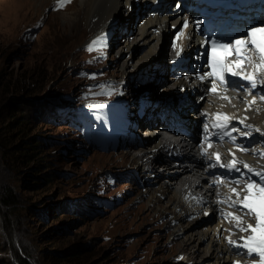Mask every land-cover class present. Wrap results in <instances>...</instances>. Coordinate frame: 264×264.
<instances>
[{"label":"rangeland","instance_id":"1","mask_svg":"<svg viewBox=\"0 0 264 264\" xmlns=\"http://www.w3.org/2000/svg\"><path fill=\"white\" fill-rule=\"evenodd\" d=\"M70 1L48 0L46 6H40L39 11L34 13L41 4L40 0H34L31 5L26 4L27 0H0V143L3 141L5 145L11 146L10 152L22 147L16 139L19 124L25 119L35 124L36 128L42 127L45 139L50 138L53 144L46 149L51 154L50 161H53V174L41 192L32 191V188L22 190L21 184H30L31 176L25 174L19 182L9 166L12 155H3L0 149V157L3 156L0 161V185L5 183L18 194L21 193L22 203H28L34 196L45 197L44 202L36 208L32 207L23 218L19 217L24 219L20 224H17L14 216L11 217V240L4 233L3 214L6 213V207L0 203V264H19L12 255L11 243L15 242L18 248L22 247L25 251L23 257L30 260L31 264H186L187 262L180 260L183 257L176 254L180 241L190 231L198 229L206 232L207 228L212 229L216 224L214 218H202L204 210L200 209L195 221H184L181 226H189L174 237L172 230L166 227L168 218L159 217V213L148 206L147 192L150 188L153 191L159 190L161 183L147 182L150 181L151 173L158 172L154 169L144 170L147 171L146 183L139 186L144 189L148 185V188L142 192L132 187L136 185V176L132 171L139 170V167L131 156L135 153L133 149L140 145L133 146L131 150L121 148L109 155L98 152L85 146L73 126L60 123L53 117V113L59 118L65 115L50 107L52 100L65 95L66 98H74L79 105L81 101L95 102L99 99H106L107 103L120 97L119 81L124 84L121 92L125 89L131 95L149 92L144 93L145 96L152 93L154 98L157 97L158 105L160 102H173L178 95L175 92L169 93L174 89H167L172 85L174 87L170 77L167 79L164 76L161 83L156 85V81L161 78L144 76L151 67L150 61L143 65L137 64L129 77L122 76V67L129 60L137 61L147 45L131 43L130 56L125 49L121 51L119 37L113 36L115 31L111 33L106 30L91 35L88 31H82L85 30V25H77L74 31H67L72 38L65 41L62 38L64 31H58L59 27L69 26L80 7L79 0H74V5ZM93 3L98 4L99 0ZM127 10L128 6L121 1L116 18L112 20L115 30L119 28L116 25L118 20L132 18L133 12ZM90 17L89 12L84 15L85 20ZM165 24L170 26L171 23ZM134 25L130 31H123V34L129 35L128 43L140 32V22L136 21ZM107 32L112 41L110 48L106 40ZM167 33L165 41L169 40L170 32L167 30ZM160 47L161 49L158 46L155 50L153 58L163 60L167 65L172 63H169L170 55L168 61L166 48L163 45ZM148 82L149 87L146 86ZM93 84L97 86L93 87ZM155 86L156 90L152 91ZM110 89L115 91V95L105 96L110 94ZM187 92L190 94L191 91ZM19 101L24 105L20 106ZM184 112L187 115L191 110ZM152 114L156 116L158 113ZM191 125L198 132V118L194 117L189 123ZM146 127L141 126L137 134L144 143L150 145L157 138L147 139L145 133L149 128ZM152 128L157 127L153 125ZM24 145H29V142ZM212 151L210 149L208 153ZM123 153L126 154L124 158ZM110 174H116L118 179H110ZM154 178L156 180L157 175ZM3 189L4 187L0 189V199L2 193H5ZM171 194L168 190L160 196L158 207H167ZM104 199L115 204H111L112 207L104 205ZM67 201L72 204L76 201L77 204L65 214L55 211V206ZM80 201L82 202L79 203ZM255 207L264 208V203H255ZM75 210L83 213H76ZM41 212L42 217L39 215ZM255 231L258 232L256 229ZM208 232L209 238L212 237L211 232ZM184 250L197 255L207 254L205 242L199 250V245L195 246V242L190 241Z\"/></svg>","mask_w":264,"mask_h":264},{"label":"bare ground","instance_id":"2","mask_svg":"<svg viewBox=\"0 0 264 264\" xmlns=\"http://www.w3.org/2000/svg\"><path fill=\"white\" fill-rule=\"evenodd\" d=\"M40 1L41 4L37 7V10H35L34 13H36V11H39L40 6L44 7L48 4V0ZM57 1L59 0H55V2ZM94 1L95 0H79L80 7L74 13V16L72 17V23L69 26L64 25L59 27L60 29L58 31H64L62 38L66 41L67 39L70 40V38H72V36L68 34L67 31H74L77 25H85V30L82 29V31H88L91 35H96L106 30H115V24H113L112 20L116 18L115 14L119 9L121 1L126 6H128L127 12L131 10V13L133 12V16L131 19L118 20L116 25L117 27L119 26V28L118 30H115L113 36L119 37L120 40L118 41V43L121 51L125 49L129 52L130 56H132V52L130 51L131 43L138 42L141 43V46L142 44L147 45V49H142V54L137 61L129 60L128 63L122 67V76L129 77L130 73L137 67V64L143 65L150 61L152 63L151 67L146 71L144 76L146 78H163L161 74L163 70L166 69L167 71L172 72L173 75H171L170 79L174 83V90H171L169 93L171 94L172 92H175L176 94H178V98H176V100H174L173 102L167 101L168 103L166 104L160 102L159 109L154 112L151 111L152 113L156 115L157 112L162 111L160 114H164L163 119L167 120L170 117L172 122L178 124V126L176 127L179 128H187L189 126V123L193 121V118L196 117L200 121V126H197L199 130L202 131L203 128L206 127L214 136L227 139L230 142L228 143L230 147H233L231 144H233L232 134H234V128L240 122H243L244 120L247 121V118H249L250 122L264 129V101H261L248 90L240 89L238 87L225 89L224 87V82L230 83L231 85L240 86L238 85V83H235V81L232 80L238 75V71L234 68H230V74L223 79L222 77L214 73L213 64H207V58H204V53L206 46L210 44L208 42H210L211 37L205 40L204 35L208 34V25L203 24L198 27V25L193 23L192 21L180 22L175 27V42H181L182 46H184V44L188 42V48L186 50L189 51L182 53V51H179L177 49L174 53V59H176V61L170 60L169 63H172L168 65L167 63H164L163 60L158 61L153 58L152 55L158 48V41L161 39L164 43L165 35L168 34L166 28L169 25L164 27L165 21L169 17H171L169 20H172L173 25H175V23L179 21L180 17L183 14H185L184 20L189 19L188 12L184 11L186 4L183 0H168L167 3H165L166 0H99L98 4L93 3ZM33 2L34 0H27L26 4L31 5ZM73 2L74 0H71L70 4L72 5ZM176 3H180V6L178 8L174 7ZM188 10H192V7H190V9ZM88 12L91 14V17L88 20H85L84 15ZM80 16L82 17V19H80ZM191 18H196V15L193 14ZM136 21L140 22V32L137 36L132 37V42L128 43L127 39L129 35L123 34V31L126 29L127 31H130L132 28H134V23ZM204 21H206V19L202 18L201 22ZM107 24L109 25V27H106ZM243 26L246 27L245 24ZM227 27L228 25H224L222 26V29L225 30L227 29ZM255 27L256 26L252 25L251 27H249V29H251L250 31L239 33L237 38L241 37L247 39L252 35H257ZM81 33L79 36H81ZM158 33H160L159 36ZM250 43L253 45V40ZM201 53L202 56H200ZM194 55H196V57ZM215 55L219 56V53L216 52ZM196 58L199 59L197 60ZM263 61L264 57L258 59L257 62L259 63V65L256 63V67L264 76V66H262ZM185 65L191 66L195 69V71L191 70L188 72V79L201 84L195 89L194 94H192V92H190L189 94L187 92L189 91V89L184 88L186 78L182 73L181 68ZM169 66H171V68ZM242 69L244 68L242 67ZM246 69L248 68L246 67ZM249 76L250 75L248 74V76L246 77ZM118 83L119 86L121 85L124 87V84L121 83V81H119ZM149 85L150 84L148 82L146 86L149 87ZM148 95H150V102L152 103V105H154V103H156L158 100L157 97L155 99V96H153L152 93ZM132 96L136 97L138 95L132 94ZM141 104L142 103H140V105ZM150 109L151 104L149 103L146 107V111L148 112ZM184 110H191V113H188L186 115ZM150 125L151 123L148 122L147 126H149V129H147L145 133L147 136H149L150 134H156L159 131V128H151ZM160 143L161 142H158V139H156V141L152 145L146 148V143H141L140 141H138L136 145H140V147H143L135 150V153L131 156L133 158L132 160H134V163H136L139 168H142L144 170H153L151 169V167L153 168V164H157L162 161L163 164H166L165 166H167L169 170L168 173L171 171H178L179 169L175 168V165L173 164L174 159H171L173 158V155L168 154V152H163L162 149L164 147H159ZM205 149H207L206 144L202 143L197 148V151ZM236 151V149H226L224 150V153L234 154ZM125 156L126 154L123 153L122 157L124 158ZM245 157L250 162L264 163V159L261 160L252 156ZM164 158L166 159L165 161ZM194 175V169H184V171H182V176L187 178V180L193 179L191 181V184L193 185L196 183L197 179L200 178V176L196 178ZM163 179H169V177L163 178L161 175H157L156 180L161 183V186H159V190L161 191L157 189L153 191V188H150V190L147 192L148 206L153 207V209H155L154 211L159 213V217L164 216L168 218V222L166 221V227H169L172 230L171 232L175 237L179 235L183 229L189 226V224L181 226V224H184V219L187 218V216H189L191 213L195 214L196 211L190 210V212H188L190 204H188L187 202L180 205L179 200L183 197L185 190L181 188V190L179 191L177 189V186H175L172 190V197L168 202L167 207H158V198L160 196L162 197L168 190H171V188L173 187L170 183H163ZM206 190V192H209L208 187H206ZM260 202L263 201L255 200L253 205L255 206V203ZM182 209L186 212V216H183V214L180 213V210ZM205 211H207L208 213H212L214 209L212 207H207ZM217 226L212 229L211 227L207 228L208 230L206 232L198 229L190 231L189 234L180 241V245L177 248V256L183 257L189 264H191V261H193V264H259V261L255 258L246 257L242 259L231 256L229 249L222 242L218 241L214 236H210L209 238L208 231L212 232ZM190 241L195 242V246L196 244L199 245V250H201V246L205 242L207 254L197 255V253H194L192 251H185L184 248Z\"/></svg>","mask_w":264,"mask_h":264},{"label":"trees","instance_id":"3","mask_svg":"<svg viewBox=\"0 0 264 264\" xmlns=\"http://www.w3.org/2000/svg\"><path fill=\"white\" fill-rule=\"evenodd\" d=\"M21 86L23 87V85ZM51 102L52 103H50V107L53 110L62 111V114L65 115L64 117L59 118L57 117V115H55V113H53V117L55 119H58L60 123H66L70 126H73L77 130L76 132L78 133L79 137H81L83 124L87 119V104L79 105V103H75L72 98H66L65 95L63 96V98H56ZM70 103H72V106L69 107L68 105ZM21 104L24 105L22 101H19L20 106H22ZM17 135V143L19 145H23L22 147H20L19 149H14L13 152H10L9 149L11 146L5 145L6 143L4 144V142L1 141L0 149L3 155H12L10 160L11 163L9 166L15 172L19 182H21V176L25 174L31 176L32 182L30 184H27V182L22 183V190L32 188V191L35 190L36 192H41L44 186H46L47 183L50 182L51 176L53 174V161H50L49 159V157H51V154H48L49 151H46V149L50 148V145H53L51 144L52 141L50 140V138H48V140L45 139L46 135L42 127L36 128L35 124H31L25 119H23L21 124H19V130L17 131ZM23 137H25V139ZM27 142H29V145H24ZM1 159H3V156L0 157V161ZM2 187H4L2 191L5 193H2L0 203L3 207H6V213L3 214V219L5 220L4 233L9 235V239L11 240V238L13 239L12 227L10 226L11 217L14 216L17 224H20L24 219H21L19 217L22 216L23 218V216L27 214L32 207L36 208L38 204L44 202L45 197L43 195H39L38 197L34 196L29 199L28 203H22L23 200L21 193L18 194L14 190V188H10L5 183L0 185V189H2ZM81 202L82 201H80L79 203ZM108 202L109 201L106 199L102 201V203L107 206ZM76 204V201L74 202V204L70 203V201H67L55 206V211L65 214V212H67L69 209L71 210L72 207ZM21 206L23 207L22 209L20 208ZM76 213L83 212L77 210ZM39 215L40 217H42V212L39 213ZM31 217H33V214L31 215ZM21 234L23 233L21 232ZM10 240L9 243H11ZM11 246L13 252V259H15L19 264H31L30 260L23 257L25 251H23L22 247L18 248L16 242L15 244L11 243ZM0 251H2V248H0ZM48 257L49 256H47V258Z\"/></svg>","mask_w":264,"mask_h":264},{"label":"built area","instance_id":"4","mask_svg":"<svg viewBox=\"0 0 264 264\" xmlns=\"http://www.w3.org/2000/svg\"><path fill=\"white\" fill-rule=\"evenodd\" d=\"M146 138H148V136H146ZM160 141L162 142V140ZM132 148L133 147H131V149ZM140 148L141 147H138L137 149ZM137 149H133V151ZM165 160L166 159L164 158V161ZM165 165L166 164H163L162 161L157 164H153L152 169H157L158 173H151L150 175H161L163 178L171 176L170 178L174 181H171L170 184H172L174 188L176 186V183L178 182L177 189L179 191L181 190V188L183 189L182 183L185 184V193L179 200L180 205L187 202L188 204H190L188 212H190V210H195L197 214L191 213L189 216H187V218L184 219V221L186 220V223L195 221V218L199 214L200 209L204 210L203 216L201 214L202 218L205 217L206 219H209L213 217L216 222L215 226L218 225L211 232V234L229 249L231 256H237L236 251L232 249V245L239 244L240 242L244 241L245 236L251 233L253 225V216L250 213V210H243L240 208L242 206L241 201L246 200V193L243 191L242 187L235 185L230 180L221 187L213 184L214 175L210 172L209 165L203 164L202 162L194 164L190 163L189 166H180L174 164L175 168H178L179 170L173 171L172 173L169 172L170 174L168 173L169 170ZM184 169H194V176L196 178L200 176V178L197 179L194 185L191 184V181L193 179L187 180V178L182 176V171H184ZM135 171H132V173L136 176V185L132 187L136 188L137 190H141L142 192L143 190L148 188V185L144 189H138V187H140L138 183L145 180L147 171H144V169L142 168H139V170ZM206 187L209 188V192H206ZM223 195L228 196L231 202V205H229L228 209L226 210V215L221 211L224 210V207L216 203V200H221V197ZM207 207H212L214 211L212 213H208L207 211H205ZM180 213H182L183 216H186V212L183 209L180 210ZM226 216L228 218H226ZM180 260L186 262V259L184 258H181ZM191 264H193V261H191Z\"/></svg>","mask_w":264,"mask_h":264},{"label":"water","instance_id":"5","mask_svg":"<svg viewBox=\"0 0 264 264\" xmlns=\"http://www.w3.org/2000/svg\"><path fill=\"white\" fill-rule=\"evenodd\" d=\"M200 135H201V133L199 132V133H198V137H197V139H196V140H197L196 142H199V140H200V139H199V138H200ZM172 190H173V188H171V190H170V194L172 193Z\"/></svg>","mask_w":264,"mask_h":264}]
</instances>
